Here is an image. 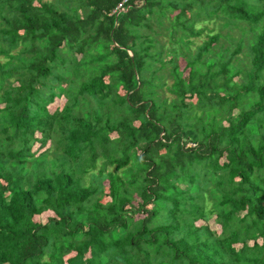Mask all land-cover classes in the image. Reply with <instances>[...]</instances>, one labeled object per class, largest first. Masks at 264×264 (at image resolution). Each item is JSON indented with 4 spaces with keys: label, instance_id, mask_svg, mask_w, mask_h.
Returning <instances> with one entry per match:
<instances>
[{
    "label": "trees",
    "instance_id": "1",
    "mask_svg": "<svg viewBox=\"0 0 264 264\" xmlns=\"http://www.w3.org/2000/svg\"><path fill=\"white\" fill-rule=\"evenodd\" d=\"M0 264H264V0H0Z\"/></svg>",
    "mask_w": 264,
    "mask_h": 264
},
{
    "label": "rangeland",
    "instance_id": "2",
    "mask_svg": "<svg viewBox=\"0 0 264 264\" xmlns=\"http://www.w3.org/2000/svg\"><path fill=\"white\" fill-rule=\"evenodd\" d=\"M43 1H49V2H52V1H54V0H43ZM204 22H205L204 24L207 23L208 26H209L211 29L215 30V32L219 31V24H220L219 21L211 20V22H207V21H204ZM204 24H203V25H204ZM207 33H208V32H206L202 37H200L199 39H197V42L202 41ZM180 63H181V68H182V69L185 68V62L181 60ZM185 75H186V76L188 75V70L185 71ZM168 84H171V81H169ZM164 92H165V91H164ZM165 94L168 95V96H171V94H169L168 91H166ZM64 101H65L64 98H62V99H60V100H57L56 105H58L59 103L62 104ZM42 219H43L44 221H46V216H44Z\"/></svg>",
    "mask_w": 264,
    "mask_h": 264
},
{
    "label": "built area",
    "instance_id": "3",
    "mask_svg": "<svg viewBox=\"0 0 264 264\" xmlns=\"http://www.w3.org/2000/svg\"><path fill=\"white\" fill-rule=\"evenodd\" d=\"M128 0H124V3L127 2ZM119 8L123 9V3L119 5Z\"/></svg>",
    "mask_w": 264,
    "mask_h": 264
}]
</instances>
